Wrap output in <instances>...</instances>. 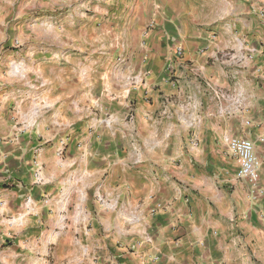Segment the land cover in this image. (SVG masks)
<instances>
[{
	"label": "crops",
	"instance_id": "0c3cea01",
	"mask_svg": "<svg viewBox=\"0 0 264 264\" xmlns=\"http://www.w3.org/2000/svg\"><path fill=\"white\" fill-rule=\"evenodd\" d=\"M164 4L0 0V264H238L264 235V0Z\"/></svg>",
	"mask_w": 264,
	"mask_h": 264
},
{
	"label": "rangeland",
	"instance_id": "374dc122",
	"mask_svg": "<svg viewBox=\"0 0 264 264\" xmlns=\"http://www.w3.org/2000/svg\"><path fill=\"white\" fill-rule=\"evenodd\" d=\"M190 2H192V0H165L164 10H163L165 14H163L162 17L175 16L177 13H180L182 9H184V11H188L189 13L190 9H188L187 6ZM89 13H92V10L85 11V14H89ZM43 18L44 16H40V15L38 16L21 15L19 22H20V25H22L24 29L25 27L29 25H34V24L39 23L40 21H43L42 20ZM164 20H167V19H164ZM185 21L189 22L190 20L187 19ZM140 39H141L140 42H142L143 44L145 41L144 33L141 35ZM21 48H22L21 39H16V40H13L10 51L19 52ZM122 55H125V54L122 53ZM125 61H126L125 56H121L120 58H118V61L116 64L117 66L125 67L126 65ZM133 109L134 107L131 106L128 110H126V119L130 118V116L132 115ZM97 115H99V113H97ZM239 241L240 243H239L238 249H239L240 255L238 256V264H264V235L263 234L261 235L260 238H257L256 236L253 237V239L251 240V243L246 242L245 237L243 239H240Z\"/></svg>",
	"mask_w": 264,
	"mask_h": 264
},
{
	"label": "built area",
	"instance_id": "2783aa9c",
	"mask_svg": "<svg viewBox=\"0 0 264 264\" xmlns=\"http://www.w3.org/2000/svg\"><path fill=\"white\" fill-rule=\"evenodd\" d=\"M176 55L177 57L182 55L180 46L176 48ZM225 142L230 154L238 162L237 177L252 185H256L259 178L260 163L255 157L252 142L244 138H229Z\"/></svg>",
	"mask_w": 264,
	"mask_h": 264
}]
</instances>
